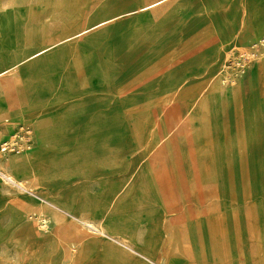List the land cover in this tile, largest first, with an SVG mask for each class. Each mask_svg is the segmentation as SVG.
Here are the masks:
<instances>
[{
    "label": "rangeland",
    "instance_id": "374dc122",
    "mask_svg": "<svg viewBox=\"0 0 264 264\" xmlns=\"http://www.w3.org/2000/svg\"><path fill=\"white\" fill-rule=\"evenodd\" d=\"M152 1L0 0V16L15 14L26 37L12 46L10 33H4L8 109L20 111L3 123L11 133L12 125H22L0 145L15 140L20 127H32V145L16 155L0 154V162L26 157L39 176L37 182L22 181L26 190L0 177V264H57L56 241H35L37 234L26 226L32 223L29 215L48 230L35 225L43 236L77 229L97 253L123 250L143 260L106 233L100 212L138 225L146 206L126 209L110 202L133 191L153 197L158 187L176 191L182 202L193 196L196 210L212 211L219 219L199 225L204 229L195 231L197 249L185 254L181 247L176 255L180 240H173L169 218L159 214L156 264H167L169 245L183 257L181 264H264L263 250L251 258L245 249L250 236L259 241V225H264V166L258 162L264 153V39L255 27L264 19V0H178L151 13L138 10ZM129 9L132 13L125 14ZM245 25L249 37L238 38ZM31 86L58 95L65 108H59L61 100L48 98L21 102ZM114 126L120 131L112 141L117 146L97 141L96 131ZM100 145L111 158L113 149L122 153L113 164L116 172L92 152ZM148 147L150 161L144 158ZM65 157L75 163L60 167ZM6 174L13 175L9 166ZM51 174L66 175L60 189L72 202L96 201L94 212L76 215V206L60 207ZM230 181L241 198L235 202L250 205L243 213L236 203L232 214L244 223L228 232L218 224L223 215L216 207L228 196ZM105 184L118 185L116 198L106 196ZM175 200L167 198L165 208L176 207ZM154 207L150 211H161V205ZM148 228L146 222L136 227L139 245H145ZM261 235L264 246V229ZM250 244L253 249L251 239ZM143 248L134 251L140 254ZM83 251L77 247L74 254L79 258Z\"/></svg>",
    "mask_w": 264,
    "mask_h": 264
},
{
    "label": "bare ground",
    "instance_id": "6f19581e",
    "mask_svg": "<svg viewBox=\"0 0 264 264\" xmlns=\"http://www.w3.org/2000/svg\"><path fill=\"white\" fill-rule=\"evenodd\" d=\"M177 2L178 0H154L146 5H143L138 8V10H143L146 11L147 13H151L155 9H164L168 6V4L171 2ZM226 1V0H225ZM228 1V0H227ZM122 13V12H121ZM121 13H117L112 17H118L121 15ZM132 11L129 9L125 12V14H130ZM106 18L98 23V25H105L108 21L112 19ZM97 26V25H95ZM94 26V27H95ZM255 27L257 28L256 31L258 30L260 34H263V39H264V19L261 21H255ZM22 28L21 27V22L18 18H16L15 14L8 13L4 16H0V123L3 122H8L11 120V118H14L16 113L20 111L19 109H16L15 111H12L8 109V100L6 97V88L8 86L7 80L10 78L9 76V63L7 62V56L5 52V32H9L11 35V44L12 46L20 45L21 43L23 44V40L26 39L25 36L22 37ZM15 31V32H13ZM250 35V29L248 25H245V30L242 29L240 32L238 38L240 37L241 39H245L249 37ZM239 40V39H238ZM229 41V40H228ZM263 41V40H262ZM226 42V41H225ZM239 42V41H238ZM264 42V41H263ZM211 46V45H210ZM228 46V45H227ZM5 47V48H4ZM113 58V57H112ZM117 60V57H116ZM19 62H16V65H18ZM86 64V63H85ZM32 65H30L31 67ZM14 72L17 71L16 67L13 65L12 69ZM29 94L25 96L24 100L21 102L25 103L27 98H31L33 101H44L45 99L49 100H58L60 101L61 98L57 96H52V94L48 91L44 90H37L34 89L32 86L28 87ZM57 101V102H58ZM61 104L59 105V108H62L65 105V101L61 100ZM65 108V107H63ZM67 115V114H65ZM63 116V115H61ZM66 118V117H65ZM39 126V123H38ZM120 131L118 130V126L114 127H107V128H102L99 129L98 131L95 132V137L97 138V141L103 140L112 142L118 135ZM86 136L83 134V137L86 141ZM82 140V139H80ZM66 144V142H65ZM110 144V143H109ZM117 142H112L110 146L114 148V146H117ZM151 147H148L146 149V152L144 153V158L148 161H150V151ZM104 148L102 146H95L93 148V151L95 156L103 162L109 165L112 168V172H116L118 169L113 167V164L115 165L116 162L123 156L122 153H118V151H113L115 152V157L111 158L110 154L104 153ZM43 155V154H41ZM143 158V159H144ZM5 159V158H4ZM3 159V160H4ZM6 163H1L0 162V177L6 181L14 184L15 186H18L19 188L26 190L22 185L23 180H33L37 182L39 180V176L33 172L30 168V163L26 157L19 156L15 160H10L6 159ZM75 163V158H70V157H65L59 161V166L64 167L67 165H71ZM12 169L14 174H21L22 179L16 178L14 175H9L6 174V170L8 166ZM109 172H105V174H108ZM52 176V181L53 184L55 185L54 192L59 195V206L64 208L65 210L69 211V209L73 206H76L77 211L74 213L76 215H81L84 213L89 212H94V206L96 204V201H93L92 203L90 201L87 202H72L69 197L70 194L66 190H61L60 189V182L62 178H64L66 175H61V174H51ZM63 176V177H62ZM150 176V175H149ZM145 177V176H144ZM246 177V176H245ZM244 178V177H243ZM149 180V179H148ZM150 181V180H149ZM149 183V182H147ZM164 185L166 184L165 181L163 180ZM152 184V183H151ZM158 184H160L158 182ZM231 181L228 182V192L227 195L225 196L222 200V202L219 203L218 207L222 212V219L221 222L218 221V224H221L222 229L227 230L228 232H231L233 230H238L241 229L244 223V219L239 216L238 214L234 215L232 214L234 210V206H236L235 202L236 199H241L240 196L235 195L234 190L231 189L230 187ZM153 185V184H152ZM118 185L115 184H105V193L107 197H110L109 199H112L113 197L117 196V193L119 192V188L117 187ZM120 186V185H119ZM148 186V184H147ZM151 188V187H150ZM125 189V188H124ZM155 190V188H154ZM123 192V191H121ZM153 192V191H152ZM154 193V192H153ZM129 195V194H128ZM130 196H139L138 197V202L141 205L146 206V195L144 194H137L134 191L130 194ZM120 197V196H119ZM193 196L187 195L186 199L184 200V205L187 208L185 210L183 204L181 203L182 198L176 194V191H173L172 189L169 191H166L165 188H157V192L155 193V196H153V201L154 205H161L162 207L159 208L161 211H150L151 207L149 206L146 212L143 214V219L139 221L138 225L142 222H148L149 228L147 231L145 239V245L142 246L144 247L143 250L141 249V253L138 254L137 252L134 251V249L140 250L136 237H135V229L138 225H136L133 222H126L123 220H119V218H116L114 216H110L105 214L104 210L100 212V216L103 219L102 225L104 226L106 233L120 238L123 242H125L128 245V249L130 250L131 253L139 255L143 260L137 259L134 255L125 252L123 250H105L102 252L97 253V248L91 246L90 244H87L83 240V234L78 231L77 229H74L73 231L68 230L67 228H59V233L56 234V236H51L48 232L47 235L43 236V234H39L36 231V226L41 227L44 229V232H47L48 230L42 227L40 224L39 219H36L35 216L29 215V220H31L32 223H26V226L29 231L35 232L37 234V238L35 241H42V242H50V241H56V247L54 249L55 253L58 255L57 257V264L61 262V260H71L73 264H83V263H88V262H97L101 264H156L155 263V257L158 253V245H159V232H158V227L155 226V221L156 218H158L159 214H166V213H174L179 210H185L183 217L187 220L189 223L185 232V245L181 246L184 248V253L186 254L187 249H191V252H193V249H197L200 246V242L198 241L199 235L195 233L196 230H198V233L201 232L202 227H200L199 223V215L198 211L196 208L193 207L192 201H193ZM168 199H176L175 203L178 204L176 207H166V200ZM149 199V197H148ZM247 199V197H246ZM117 200V199H116ZM112 201L110 202L113 203V207H119V208H131L136 206L139 203L131 202V201H125L121 199L120 201ZM240 203V202H239ZM238 203V204H239ZM91 204H94L91 205ZM193 207V208H192ZM147 208V207H146ZM24 209H27L24 208ZM45 209V208H44ZM46 210V209H45ZM27 211V210H26ZM44 211V210H43ZM49 211V210H47ZM32 212V211H31ZM50 213L53 214V218L57 223L63 222V218L59 216L58 214L49 211ZM197 212V213H196ZM89 214V213H88ZM132 216L126 217V219H129ZM171 217V216H170ZM24 218V217H23ZM36 225V226H35ZM59 226V225H58ZM102 226V227H103ZM163 230V229H162ZM163 232V231H162ZM166 238V237H165ZM180 236L178 233L174 234L173 240H180ZM195 242V243H194ZM77 247H83V255L81 257H77L74 253L76 252ZM143 255V256H142ZM170 258L168 259L167 264H181L182 260L179 261V257L174 255L172 251L169 252ZM164 260V259H163Z\"/></svg>",
    "mask_w": 264,
    "mask_h": 264
},
{
    "label": "crops",
    "instance_id": "0c3cea01",
    "mask_svg": "<svg viewBox=\"0 0 264 264\" xmlns=\"http://www.w3.org/2000/svg\"><path fill=\"white\" fill-rule=\"evenodd\" d=\"M262 103V102H261ZM259 105H261L260 104V101H259ZM263 105V104H262ZM51 116H55V114L54 113H52L51 114ZM48 119H50V117H48ZM6 125L7 124H5V123H0V133L2 132V130L4 131V134L3 133H1V137H0V140H6L9 136H11L13 133H14V131H15V129H17V127L19 126V125H22V124H17V125H12L11 126V128H13V132L11 133V132H9L8 130H7V127H6ZM29 127H31V126H29ZM32 128V127H31ZM8 156H11V155H8ZM260 158H263L264 159V153L263 152H261L260 153V155H259V157H258V162H259V164H260V166L263 168V164H264V161H263V159L262 160H260ZM252 159H253V157H252ZM234 166H236V165H234ZM236 168H238V170H239V166H236ZM11 169V168H10ZM11 171H12V169H11ZM13 172V171H12ZM13 175L15 176L16 174H14V172H13ZM16 178H18V179H21V177L20 176H18V175H16ZM41 190H45V189H41ZM148 197L149 196H147L146 198V207L148 208L149 206L151 207V209L152 210H154L155 209V205H154V203L152 202L153 201V197H149V199H148ZM116 198V197H115ZM108 199V198H107ZM121 199H123V200H127V201H131L132 203L133 202H135L136 204L137 203H139L138 202V198L137 197H135V196H128V197H120V198H117V200L118 201H120ZM181 203L183 204V206H184V208H185V210H187V208L185 207V205H184V203L181 201ZM241 204V206H242V209H241V211L244 213V208L245 207H247V206H249L250 204H248L247 202H244V203H240ZM219 210V207L217 206L216 207V210ZM185 210L183 209V210H179V211H176V212H174V213H172V214H170V213H166V214H161L162 216H164V217H167V218H169V221H168V224L170 225V227H171V229H172V231H173V238H174V234L175 233H178V235L180 236V238L182 237V235L183 234H185V232H186V229H187V226H188V222H187V220L183 217V215H184V212H185ZM198 214L197 215H199L200 217H199V223L201 224V225H206V224H208V223H210V222H215V221H217L219 218H216L215 216H212L211 215V212L212 211H207L206 209L205 210H203L201 207L200 208H198ZM197 213V212H196ZM171 216V217H170ZM146 223L148 224V222L146 221ZM149 225V224H148ZM264 229V225H263V227L261 226V225H259V234H260V239H259V241H257V240H255L253 237H249V238H247L246 239V241H245V249H246V251H247V253L249 254V256L251 257V258H255V256H256V254L258 253V251L259 250H263L264 251V246L262 245V235H261V232H262V230ZM184 237V236H183ZM250 239L251 240H253V242H254V244H255V247L252 249L251 248V244L249 245V241H250ZM179 243H180V245H178V249L175 251V253H176V255H179V253H180V250H179V248H181V246H183V245H185V239L183 240V238H181L180 239V241H179ZM137 245H139V243H137ZM144 246V245H143ZM139 247H141V248H143L142 247V245H139ZM169 248H170V251H171V249H172V246L171 245H169ZM248 248V249H247ZM175 249V248H174ZM143 250V249H142ZM179 250V251H178ZM169 251V252H170ZM181 258H183L181 255H180V259H179V261H181Z\"/></svg>",
    "mask_w": 264,
    "mask_h": 264
},
{
    "label": "built area",
    "instance_id": "2783aa9c",
    "mask_svg": "<svg viewBox=\"0 0 264 264\" xmlns=\"http://www.w3.org/2000/svg\"><path fill=\"white\" fill-rule=\"evenodd\" d=\"M32 130L28 126L18 129L17 138L13 141H6L0 145L1 155H16L32 145Z\"/></svg>",
    "mask_w": 264,
    "mask_h": 264
}]
</instances>
